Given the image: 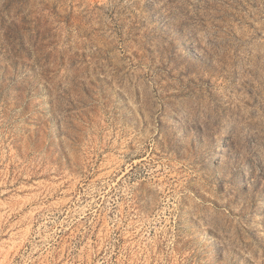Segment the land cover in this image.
<instances>
[{
    "label": "rangeland",
    "instance_id": "rangeland-1",
    "mask_svg": "<svg viewBox=\"0 0 264 264\" xmlns=\"http://www.w3.org/2000/svg\"><path fill=\"white\" fill-rule=\"evenodd\" d=\"M0 264H264V0H0Z\"/></svg>",
    "mask_w": 264,
    "mask_h": 264
}]
</instances>
